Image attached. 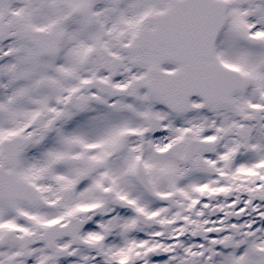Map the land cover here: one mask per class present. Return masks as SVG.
I'll list each match as a JSON object with an SVG mask.
<instances>
[{
	"label": "snow or ice",
	"instance_id": "1",
	"mask_svg": "<svg viewBox=\"0 0 264 264\" xmlns=\"http://www.w3.org/2000/svg\"><path fill=\"white\" fill-rule=\"evenodd\" d=\"M0 264H264V0H0Z\"/></svg>",
	"mask_w": 264,
	"mask_h": 264
}]
</instances>
